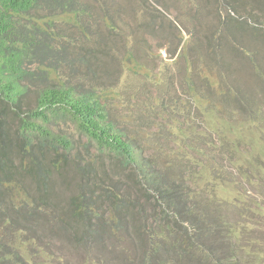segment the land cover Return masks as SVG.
Listing matches in <instances>:
<instances>
[{"label": "rangeland", "instance_id": "rangeland-1", "mask_svg": "<svg viewBox=\"0 0 264 264\" xmlns=\"http://www.w3.org/2000/svg\"><path fill=\"white\" fill-rule=\"evenodd\" d=\"M20 29L18 45L30 75L20 81L26 90L15 87L20 114L0 105V264L23 250L25 264H52L44 248L33 253L38 242L68 264L90 254L130 264L121 260L127 240L84 245L67 236L66 227L86 224L69 217L74 192L81 193L83 218L95 210L87 201L94 200L88 194L92 180L117 182L128 194L135 189L129 169L117 166L119 159L99 149L70 114L46 110L47 120L30 117L46 87L93 92L138 159L164 172L178 164L173 160H181L179 147L195 134L206 138L195 140L199 144L215 146L220 135L213 128L224 121L220 128L227 132L226 122L237 124L244 139L252 136L253 147L237 156L243 155V169L252 171L257 187L264 185V0H38ZM19 117L62 137L70 148L59 143L54 149L51 138L18 129ZM217 154L229 165L226 152ZM247 189L259 192L254 185ZM244 210L247 226L261 230L264 210ZM155 232L154 243L163 239ZM172 237L167 234L163 243Z\"/></svg>", "mask_w": 264, "mask_h": 264}, {"label": "trees", "instance_id": "trees-1", "mask_svg": "<svg viewBox=\"0 0 264 264\" xmlns=\"http://www.w3.org/2000/svg\"><path fill=\"white\" fill-rule=\"evenodd\" d=\"M37 1L0 0V105L5 103L1 109L9 111L16 107L13 113L16 115L20 114L16 105L20 96H15V87L26 90L20 81L30 75L23 68L26 62L21 58L18 45L20 20ZM46 110L52 114H70L79 130L94 140L99 149L109 151L119 159L117 166L129 169L128 177L135 189L133 194H128L117 182L92 180L93 187L88 194L94 200L87 201L88 206H95V210L83 218L78 203L81 193L74 192L68 199L69 217L83 219L86 224L65 228L72 242L85 245L91 239L98 240L99 244L107 243L109 238L127 240V250H123L121 260L130 264H264V222L260 230L248 227L242 219L244 209L248 207L262 215L264 185L257 187L252 171L243 169V165L247 166L243 155L237 156L241 149L248 148L251 152L253 148L249 141L252 136L244 139L245 131L238 129L237 124L226 122L229 126L226 132L220 128L224 121L218 120L221 125L214 127L213 133L220 135V141L215 146L210 141L199 144L198 138L199 142L206 138L195 134V138L191 137L179 147L181 160H173L178 164H170V172H164L154 162L138 159L132 145L115 130L104 105L93 92L75 95L72 87H46L39 94L36 109L29 115L47 120ZM18 119V129L23 127L33 135L51 138L54 149L59 143L70 148L62 137H55L25 117ZM179 132L183 136L186 134L182 127ZM215 147L221 150L217 151ZM187 150L193 151L197 158H187ZM216 152H226L229 165L216 160ZM248 166L252 169L258 166L256 171H260L255 161H249ZM252 185L258 193L249 192L247 187ZM244 200L247 206L242 205ZM188 201L192 206L187 205ZM153 230H159L158 235L163 239L157 237L159 240L154 243L150 237ZM167 234L173 236L169 245L163 243ZM38 245L33 253L39 256L44 248L52 264H68L41 243ZM22 252L14 261L2 264H25L20 260V257L26 258L25 250ZM80 264L110 263L101 256L90 254Z\"/></svg>", "mask_w": 264, "mask_h": 264}, {"label": "clouds", "instance_id": "clouds-1", "mask_svg": "<svg viewBox=\"0 0 264 264\" xmlns=\"http://www.w3.org/2000/svg\"><path fill=\"white\" fill-rule=\"evenodd\" d=\"M160 233V231L159 230H157L156 232H155V234H159ZM39 246V245H38Z\"/></svg>", "mask_w": 264, "mask_h": 264}]
</instances>
